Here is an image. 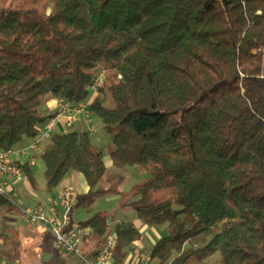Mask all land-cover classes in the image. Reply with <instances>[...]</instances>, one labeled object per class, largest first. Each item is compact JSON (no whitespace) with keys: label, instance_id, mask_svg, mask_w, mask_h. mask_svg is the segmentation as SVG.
Instances as JSON below:
<instances>
[{"label":"trees","instance_id":"trees-1","mask_svg":"<svg viewBox=\"0 0 264 264\" xmlns=\"http://www.w3.org/2000/svg\"><path fill=\"white\" fill-rule=\"evenodd\" d=\"M99 67L118 74L88 103L112 136L111 160L149 173L133 189L140 198L123 206L143 224H168L150 259L167 264L176 253L174 264H204L219 252L218 264H264V0H53L50 13L0 10V149L42 136L38 125L55 116L40 112L47 96L90 98ZM47 140V187L71 171L89 186L73 208L120 192L124 176L108 173L89 131ZM15 163L36 187L32 168ZM105 177L111 185L98 187ZM160 189L172 197L151 201ZM0 212H18L9 193L0 191ZM78 225L101 240L111 231L103 211ZM114 230L113 257L123 263L141 227Z\"/></svg>","mask_w":264,"mask_h":264},{"label":"rangeland","instance_id":"rangeland-1","mask_svg":"<svg viewBox=\"0 0 264 264\" xmlns=\"http://www.w3.org/2000/svg\"><path fill=\"white\" fill-rule=\"evenodd\" d=\"M13 7H26V8L35 7L43 12L50 13L53 8V0H0V10L4 8L8 9ZM96 75H97L96 77L101 78V83L103 85L104 83L107 85V84L116 83L118 81V74L114 70H106L102 67H99L96 72ZM96 95H97V91L93 89L90 98L86 99L81 104H88L89 100H93ZM103 96L106 106L108 107L116 106V102L113 100V98L108 93V91ZM90 116L91 119L89 120L87 119V117L84 116V114H81L78 116L79 118L74 123V125H70V126H66L64 121L55 122L54 125L50 128V130L52 132H55V130L57 129V127H59V125L66 127L67 131L74 130L75 128H78L77 130L83 128L82 130L88 131L90 127L95 128L94 132H90L92 145L103 152V159L106 163L108 173L111 172L119 173L124 176V181L119 185L120 192L99 195L97 196L95 201L88 206L86 205L76 206L74 208V214H75L74 219L76 220V222H81L94 216V214H96L97 212L103 211L108 214V220L110 221L111 226L114 228L117 222L128 221V220L132 221L134 220V217H136L135 209L131 206H123V202L125 200H127V202H131L140 198L139 194H134L133 189L138 184L146 181L149 177V173L147 169L138 165H131L125 168H119L116 165H114L110 157V146L112 144V136L105 131L104 125L102 124L98 116H96L93 113H91ZM80 122L86 123L87 125L83 127H79ZM87 122H92V123L89 124ZM61 132H65V129H63ZM37 149H33V152L37 154V157H36V164L34 168H32V171L37 187L38 196L35 197L33 194L29 193L28 190L22 188V185L17 186L20 194L19 197L15 196L13 193H10V191L9 194L19 204V206L21 207V211L29 210V209L35 210V207L32 206H33V202L37 200L43 204L44 206L43 211L45 212V214L50 215V212L46 210L47 209L45 207L46 205H51V206L56 205L59 210L61 211L63 210L58 195L59 192H61L64 189V187H69L73 189L74 194H84L85 185L87 182L84 176L80 172L71 171L57 186L53 188H48L45 177L46 165L42 157L39 155ZM18 151L19 150H15L13 153H11L10 158L12 159L16 155L21 156V154L18 153ZM22 163H25V160ZM25 177L26 180L28 179V181L31 183V181L29 180V178H27L26 175L24 176V178ZM69 179H72L71 180L72 183H69L70 185L65 186L64 183ZM110 185L111 184L107 182L105 177L99 183L98 187L108 188ZM27 187H29V184ZM28 197H30L31 200L28 199ZM45 197L47 199H50V201L48 202ZM171 197H172L171 190L160 189L153 193L151 197V201H160ZM11 215H13V213L12 214L3 213L0 216V234L4 235L3 237H5L7 243V245L4 244V246L2 247L3 249H5V251L8 252V254H9V249L11 248V244H10L11 242L10 240H7V237L12 238V240L14 241L20 242V245L18 246V253H19L20 261L23 264H60L61 262H64L65 264H78V260L76 256L63 255V257L59 259L58 257H56L57 256L56 252H53L52 254L51 250L52 251L54 250V245H53L54 240H52V238L46 234L43 235L38 232H33V229H35V227L37 226L32 225L28 221L26 214L23 213V215H21V218L25 223V225L22 228L23 231L19 230L14 232V230H12L9 227L12 226L10 225L12 221L14 220L19 221V216L13 218ZM31 226H34V228ZM148 227H149L150 235L148 234V238L145 239V243L151 254L154 246L153 241H151L150 239V236L152 235L151 230H153L154 227L158 229V231L162 235L168 234V224L164 223L154 226L148 225ZM11 230L12 232H14V235L11 233ZM40 230L44 231L43 228H40ZM37 238H39L40 241H43L44 238V246H41L40 243L37 244V241H35V239ZM15 250L12 249V252H14ZM4 256L6 263L8 255L4 254ZM220 258H221L220 253L216 252L209 258V260L212 262H216V261L220 262Z\"/></svg>","mask_w":264,"mask_h":264},{"label":"built area","instance_id":"built-area-1","mask_svg":"<svg viewBox=\"0 0 264 264\" xmlns=\"http://www.w3.org/2000/svg\"><path fill=\"white\" fill-rule=\"evenodd\" d=\"M102 85L101 78L95 77L92 84L89 85V89L92 91L98 90ZM84 114L87 119H91V111L88 104H74L69 101H59L58 108L55 112V116L51 120L49 127L42 132V139H50L52 137V131L50 128L55 122L64 121L66 126L74 125L79 118L78 116ZM89 117V118H88ZM89 132H94L95 128L90 127ZM38 142L35 141L32 144L22 145L19 148H12L3 150L0 149V191L9 193L6 187V183L3 180L4 175L13 174L17 179L24 177L21 170L16 163L10 159L11 153L15 150H19L21 153H29L30 150L37 149ZM15 195V194H14ZM60 203L63 210L59 213L52 215L45 214L41 207L35 208V210H23L22 212L27 215L28 221L37 227L43 228L50 233L54 239L55 247L65 253V255L76 256L78 264H112L113 262V250L117 241V233L112 229L102 248L97 255H90L83 248L85 237L91 230L89 227H82L72 222L71 211L75 205V195L71 188L65 187L60 194ZM3 244V240L0 237V249ZM5 263V258L0 250V264Z\"/></svg>","mask_w":264,"mask_h":264},{"label":"crops","instance_id":"crops-1","mask_svg":"<svg viewBox=\"0 0 264 264\" xmlns=\"http://www.w3.org/2000/svg\"><path fill=\"white\" fill-rule=\"evenodd\" d=\"M58 101H60V100L56 99V98H54L52 96H47L45 102L43 103V105L40 108V112L42 113V115H44V116L54 115L56 110H57V108H58ZM51 120L52 119L50 118L49 120L44 121V122H42V123H40L38 125V128H39L40 132H43L44 130H46L49 127V124H50ZM87 123L90 124L92 122H87ZM79 124H80L79 127H83V126L87 125L86 123H83V122L82 123L80 122ZM63 129H65V132H68L66 130V127H63L62 125H59V127H57L55 132H52V135L55 134V133H63V132H61ZM75 129H78V128H75ZM82 129L83 128H81L80 130H82ZM39 139L37 140V139H34V138H25L23 143H21L18 146L32 144L35 141H37L38 142V149L37 150H38V153L40 155V153L42 152L43 148L48 143V140L47 139H42L41 141H39ZM18 153H20L21 156L16 155V156H14V158H12V159L10 158V159L12 161H14V162H18V161L19 162H23L25 160V163H27L31 168H34V166L36 164L37 154H35L33 152V150H30L29 153H21V152H18ZM26 158H27V160H26ZM23 175L25 176L24 173H23ZM3 180L5 181L6 187L10 191V193L15 194V196H17V197L20 196L18 188H17L18 185H22V188L28 190L29 193L33 194L35 197L38 196L37 195V187H34L28 181V179L26 180V177L25 178L23 177L22 179H17L16 176H14L13 174H6V175H4ZM71 180L72 179L67 180L64 183L65 186L70 185L69 183H72ZM28 184H29V187H27ZM88 190H89V186L86 183L84 193H86ZM39 191H40V189H39ZM61 192H59L58 197H60ZM74 195L76 197L75 198V204H76L77 195H80V194H74ZM58 197H57V199H58ZM28 199H30V197H28ZM47 201L49 202L50 199H47ZM17 206H18V212L13 213V215H11V216L13 218L19 216V221H15V220L12 221L11 224H10L12 226L9 227L12 230H14V232L15 231H19V230L23 231L22 228L25 225V223L23 222V219L21 218V215H23V212L21 211V207L19 206L18 203H17ZM32 207H35V208L41 207L42 209H44L43 204L40 201H37V200L33 202V206ZM45 207L47 208L46 210L48 212H50V215L54 214L55 212L56 213L61 212V210H59L56 205H54V206L46 205ZM2 214L3 213L0 212V216ZM74 215L75 214H74V208H73L72 216H71L72 222L78 224L79 222H76V220L74 219ZM135 215H136V217H134V220H132L131 222H133L137 226L141 227L142 236H141L140 239L132 242L131 244H129L125 248L126 257H125L123 263L117 262V260L114 258L112 264H159V260L158 259H156V260L155 259L154 260L150 259V251L148 250V248L146 246V243H145V239L148 238L149 227H148V225L143 224V222L138 218L137 213ZM128 221H130V220H128ZM119 222H117V223H119ZM121 222H126V221H121ZM108 223H109V226H110V230L114 229L111 226V223H110L109 220H108ZM28 226H30V225H28ZM31 227L34 228V226H31ZM40 228L41 227H35V229H33V232H38V233L43 234V235L46 234V235L50 236L52 238V240H54L50 233H48L45 230L41 231ZM12 230H11V233L14 235V232H12ZM42 232H44V233H42ZM151 234L152 235L150 236V239H151V241H153V244H155L158 240H160L162 237L167 235V234L162 235L158 231V229H156L154 227H153V230H151ZM1 238L4 241V243H3V246H4L6 239L3 236ZM7 240H10L11 248L9 249V254H7L8 255L7 262L4 263V264H23L20 261L19 253H18V246L20 245V242L19 241H14V240H12V238H9V237H7ZM35 241H37V244L40 243L41 246H44V238H43V241H40L39 238L35 239ZM104 242H105V239L101 240V239L94 238L93 235H92V230H90L89 233H88V236L84 240L85 251L87 253H89L90 255H97L98 252L100 251V249L102 248ZM153 244H152V246H153ZM53 245H54V250L53 251L51 250L52 254H53V252H55V249H56L54 241H53ZM12 249H14V250L16 249V250L14 252H12ZM175 255H176V253H174L172 259L167 264H174L173 263V258H174ZM218 263H219L218 261L212 262L209 259H207L204 264H218Z\"/></svg>","mask_w":264,"mask_h":264}]
</instances>
